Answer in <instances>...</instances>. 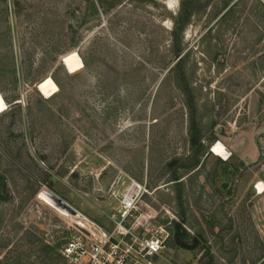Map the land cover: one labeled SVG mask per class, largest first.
I'll use <instances>...</instances> for the list:
<instances>
[{"label":"rangeland","instance_id":"rangeland-1","mask_svg":"<svg viewBox=\"0 0 264 264\" xmlns=\"http://www.w3.org/2000/svg\"><path fill=\"white\" fill-rule=\"evenodd\" d=\"M90 1L0 0V264H63L39 193L104 222L131 179L157 264H264V0Z\"/></svg>","mask_w":264,"mask_h":264},{"label":"built area","instance_id":"built-area-1","mask_svg":"<svg viewBox=\"0 0 264 264\" xmlns=\"http://www.w3.org/2000/svg\"><path fill=\"white\" fill-rule=\"evenodd\" d=\"M148 193L145 182L131 179L114 196L105 221L92 220L60 197L73 230L60 248L63 264H157L169 232L162 225L141 220L140 202Z\"/></svg>","mask_w":264,"mask_h":264},{"label":"bare ground","instance_id":"bare-ground-1","mask_svg":"<svg viewBox=\"0 0 264 264\" xmlns=\"http://www.w3.org/2000/svg\"><path fill=\"white\" fill-rule=\"evenodd\" d=\"M63 62V65L65 66L66 70L70 73H74L82 68V60L77 54L76 51H70L66 53L65 55L62 56L61 59ZM36 87L38 91L43 95V96H51L54 94L57 90L58 87L54 80L47 76L40 82L36 84ZM6 109V103L3 100L2 96L0 95V113L3 112ZM211 151L213 154L216 156H219L221 159H228L229 153L227 149L224 147V145L220 142L215 143L212 145ZM257 190L258 193H262L264 191V185L262 183H258L257 185ZM39 199L44 201L46 204L54 208L55 210L65 213V209L63 205L61 206L59 203L55 201L53 197H51L50 194H47L45 192L39 193L38 196Z\"/></svg>","mask_w":264,"mask_h":264},{"label":"water","instance_id":"water-1","mask_svg":"<svg viewBox=\"0 0 264 264\" xmlns=\"http://www.w3.org/2000/svg\"><path fill=\"white\" fill-rule=\"evenodd\" d=\"M90 8H91V10H92V13H97V9H96V7H95V3H94V1L92 0V1H90ZM91 13V14H92ZM227 165V164H226ZM228 166V165H227ZM225 187V182L223 181V182H221V184H220V188H224Z\"/></svg>","mask_w":264,"mask_h":264},{"label":"trees","instance_id":"trees-1","mask_svg":"<svg viewBox=\"0 0 264 264\" xmlns=\"http://www.w3.org/2000/svg\"><path fill=\"white\" fill-rule=\"evenodd\" d=\"M182 5H183V6L185 5L184 2H182Z\"/></svg>","mask_w":264,"mask_h":264}]
</instances>
